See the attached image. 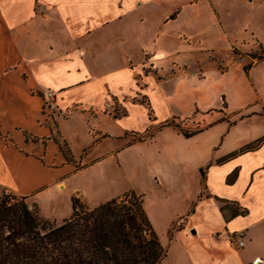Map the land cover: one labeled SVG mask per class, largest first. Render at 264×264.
Here are the masks:
<instances>
[{
	"label": "crops",
	"instance_id": "crops-1",
	"mask_svg": "<svg viewBox=\"0 0 264 264\" xmlns=\"http://www.w3.org/2000/svg\"><path fill=\"white\" fill-rule=\"evenodd\" d=\"M201 5L207 8L209 19L196 16ZM214 5L211 0H0V90L20 102L37 101L39 125L42 94L52 90V82L57 85L52 91L57 93L62 112L76 105L102 109L111 96L128 98L113 95L106 79L124 69L131 71L134 81L130 65L140 63L144 53L153 61L193 48L194 52L220 51L219 45H223V51H228L231 44L236 45ZM48 25L50 29H44ZM6 58L12 62H3ZM263 61H255L247 71L242 67L254 89L253 72ZM41 72L44 89L37 79ZM14 73L18 84L26 86L25 91L19 92L9 81ZM180 84L178 81L157 88L162 94L167 90L174 93ZM96 90L101 102L91 97ZM225 103L229 114L219 112L221 117L190 137L169 127L148 142L130 145H123V140L119 143L121 139L108 130L97 134V139L92 137V144L108 141L111 145L106 154L89 165L109 158L106 162L120 166L127 177L128 188L143 196V209L166 250L161 264H264V142L255 150L238 152L264 137V116H259L264 104L256 101L252 106L259 103L257 107L242 108L236 116L241 106L229 108L228 98ZM73 117L60 121V139L64 140L59 127ZM231 117L237 120L230 121ZM83 118L85 130L91 134L89 121ZM256 118L259 127L247 132L237 128ZM44 128L47 134L42 137L16 126L4 133L0 130V186L25 198H35L37 192L49 188L65 195L63 209L52 208L61 222L71 216V197L77 194L88 208L115 198L112 195L92 203L83 189L71 188V165L59 150V166L47 168L43 162L45 150L50 142L55 143L50 139V129ZM126 130L134 128L122 127L121 133ZM23 131L46 138L45 146L25 142ZM10 134L14 143L6 140ZM32 145H40V151L30 152ZM8 150L15 152L13 161L6 157ZM65 165L70 166L52 180L35 183V166V171L48 173ZM200 171H204L203 187ZM57 183H62L63 189H57ZM176 222L169 237L168 231ZM240 234L242 247L237 246Z\"/></svg>",
	"mask_w": 264,
	"mask_h": 264
},
{
	"label": "rangeland",
	"instance_id": "rangeland-1",
	"mask_svg": "<svg viewBox=\"0 0 264 264\" xmlns=\"http://www.w3.org/2000/svg\"><path fill=\"white\" fill-rule=\"evenodd\" d=\"M211 2L215 4L223 25L236 41V45L231 44L228 51H223V45H219L220 49L218 50L220 51L194 52L193 48L190 51H183L153 61L149 54L144 53L140 63L130 65L134 72V81L131 71L124 69H120L116 74L106 79V84L113 95L128 98L111 96L108 104L102 109H84L76 105L65 112L55 114L44 110L45 107L42 106L40 126L36 118L37 101L20 102L9 97L6 90H0V130L3 133L11 131L13 126H16L42 137L47 134V129L44 127H48L53 137L60 138L58 132L60 121L74 116L72 120L62 123L59 127L60 134L68 144L73 156V163L70 164L71 166L65 165L59 169H49L48 173L42 172L40 169L35 171V166L33 169L36 177L35 183L52 180L59 172L66 171L70 166L69 174H73L69 177L71 188L83 189L90 200L89 202H100L98 200L111 198L112 195L119 197L124 193H131L133 191L128 188L127 177L120 166L106 162L110 161L109 158L89 165L88 162L91 160L106 154L111 145L108 141L92 144V137L97 139L98 135L107 133L104 130H108L113 136L116 135L121 139L119 143L123 140L121 142L123 145H130L137 142H148L158 131L166 127L186 137L194 135L195 132L221 117L219 112L229 114L230 112L225 110V99L227 98L229 99V108L235 109L241 106L236 109V116L240 115L242 108H253L257 107L259 103L264 104V61L253 72L252 83L256 90L242 71V67L257 61L252 59L253 56H264V0H211ZM196 16L201 19L211 17L203 5L197 10ZM46 28L50 29V26H44V29ZM183 40L190 43L186 38ZM3 62L11 63L12 59L6 58ZM37 79L42 82L40 86L44 89L46 87L44 72L37 75ZM9 81L17 86L19 92L25 91L26 86L18 84L16 73L10 75ZM178 81H181V84L177 86L178 89L174 93L167 90L165 94H162V91L157 88L159 85L167 88ZM55 86L57 85L52 82L50 88L55 90ZM91 97L101 102L99 91L96 90ZM143 100L145 103L138 105ZM256 101L259 103L252 106ZM131 105L133 106L131 107ZM94 107L100 108L99 106ZM83 116L89 121L88 127L92 135L85 130L86 121ZM259 116H264V112ZM121 118H123L122 121L115 124ZM235 119L231 117L229 120L234 121ZM168 123L177 124L178 128L167 126ZM255 126H260V121L257 118L246 123L242 122L237 128L242 132H247L253 130ZM122 127L134 128V130H126L125 133H121ZM217 129L218 127L215 128V131ZM6 140L14 143L12 134L6 137ZM83 148L86 149L82 150ZM13 149L18 151L12 147ZM29 150L38 153L40 145H32ZM10 151L8 150L9 153L6 154V157L13 161L15 152ZM113 156L116 154L114 153ZM59 157L57 146L50 142L43 158L45 166L47 168L58 167ZM29 170H31L30 167ZM200 174L203 178V187L204 171H201ZM44 188H47V185ZM56 188L63 189V184L57 183ZM2 192L23 197L0 186V194ZM77 195L76 198L83 203L82 196ZM35 198H37L36 201ZM35 198L26 197L25 202L29 208L36 207L43 219L60 224V217L52 213V208L56 206L63 209L62 202L65 195H57L54 190L49 188L37 192Z\"/></svg>",
	"mask_w": 264,
	"mask_h": 264
},
{
	"label": "trees",
	"instance_id": "trees-1",
	"mask_svg": "<svg viewBox=\"0 0 264 264\" xmlns=\"http://www.w3.org/2000/svg\"><path fill=\"white\" fill-rule=\"evenodd\" d=\"M263 58L252 57L257 61ZM167 126L178 128L177 124ZM22 133L25 142L45 146L46 138ZM50 139L65 161L73 163L66 142ZM263 142L264 137L238 152L255 150ZM25 199L0 194V264H161L166 257L143 209L142 195L124 193L94 208L71 197V216L60 224L43 219ZM176 227L177 222L169 229V237Z\"/></svg>",
	"mask_w": 264,
	"mask_h": 264
},
{
	"label": "built area",
	"instance_id": "built-area-1",
	"mask_svg": "<svg viewBox=\"0 0 264 264\" xmlns=\"http://www.w3.org/2000/svg\"><path fill=\"white\" fill-rule=\"evenodd\" d=\"M43 101H44V107L46 111H49L50 113H60L62 112L59 109L58 103H57V93L55 91L52 90H46L43 94ZM238 243L237 246L238 247H242L243 246V242H242V235H238Z\"/></svg>",
	"mask_w": 264,
	"mask_h": 264
}]
</instances>
